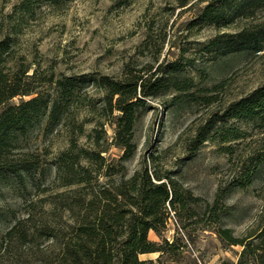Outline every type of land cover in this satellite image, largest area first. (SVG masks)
<instances>
[{"label":"rangeland","instance_id":"rangeland-1","mask_svg":"<svg viewBox=\"0 0 264 264\" xmlns=\"http://www.w3.org/2000/svg\"><path fill=\"white\" fill-rule=\"evenodd\" d=\"M25 1L0 0V41L11 37L10 47L0 54L6 77L27 67H33V73L36 67L39 75L30 87L45 96L52 93L56 80L74 78L79 81L76 101L83 102H77L57 128L33 127L14 150L18 160L39 155L47 176L28 188L14 178L0 183V238L20 221H26L27 227L31 224L32 231L45 224L59 229L71 221L73 212L63 208L62 200L76 186H63L54 169L73 137L89 148L99 138L107 149L104 155L111 171L120 169L125 151L116 145L115 137L121 112L116 99L114 104L105 100V88L97 86L95 79L140 76L150 90L154 82L173 72L178 79L189 78L190 86L177 90L169 82L159 94L144 97L137 111V150L123 162L129 175L148 165L197 198L190 202L192 217L169 207L167 238H183L204 264H238L243 246L224 243L212 224L204 229L210 222L206 202H213L220 188L231 187L225 200L231 206L226 225L238 236L263 226L264 164L248 188L232 184L251 166L254 153L264 155V123L228 122V126L247 131L246 138L232 142V153L214 140L198 144L197 139L232 102L264 84V47L224 53L229 48L226 38L244 29L264 28V0L251 14L220 25L202 19L201 14L207 4L223 0H34L24 6ZM19 7H31L32 12L23 13ZM219 39L223 48L210 49ZM174 62L178 65L171 67ZM29 97L20 95L11 102ZM94 128L99 129L100 137ZM105 181L107 177L100 183L94 180L92 186L98 189ZM150 238L162 241L154 230ZM52 239L43 237L41 241L44 246L53 245ZM8 247L9 251L0 252V263L24 264L26 246L14 240ZM159 255L145 253L141 258L157 261ZM164 261L172 264L168 258Z\"/></svg>","mask_w":264,"mask_h":264},{"label":"trees","instance_id":"trees-1","mask_svg":"<svg viewBox=\"0 0 264 264\" xmlns=\"http://www.w3.org/2000/svg\"><path fill=\"white\" fill-rule=\"evenodd\" d=\"M33 1L26 0L22 5L27 6ZM261 1L223 0L219 4L209 3L201 18L220 25L235 17L251 14ZM19 8L26 14L32 12L31 7ZM228 38L224 43L229 48L224 53L262 50L264 28L244 29ZM10 42L11 37L0 41V54L10 47ZM224 43L219 39L213 41L209 48H223L221 44ZM170 65L178 64L174 62ZM31 68L18 70L8 78L0 64V183L14 178L27 187L28 184L42 181L47 176V169L43 167L39 155L18 160L13 156L14 150L28 137L33 127L40 125L44 130H53L61 125L68 112L77 107V102H83L81 99L76 101L79 81L74 78L69 81L56 80L48 96L42 91H35L30 84L38 77L39 70L35 67L34 72L30 73ZM171 73L173 75L164 80L154 82L150 90H146V85H143L145 81L140 76L118 80L102 76L95 79L97 86L105 88V100L114 104L116 99L115 106L121 112L116 120L115 137L116 145L125 151L120 160V169L116 173L111 171L113 167L107 163L104 155L107 149L99 138L95 141V147L89 148L79 142V137H73L70 148L59 154L54 169L63 186H76L73 194L66 195L62 200L63 208L73 212L71 221L59 226V229L45 224L35 226L34 231L31 224L27 227L26 221H20L0 238V252L9 251L8 245L19 240L26 246L24 264H164V258H168L172 264H204L201 258L193 256L183 238L171 240L164 235L171 219L169 207L177 212L187 211L192 217L190 202L197 198L189 190L184 192L170 176L152 171L148 165L129 175L124 163L137 150V111L145 102L144 97L159 94L163 85L169 82L177 90L190 86L189 78L178 79ZM25 79L28 80L24 83ZM20 95L30 97L22 98L19 103L11 102ZM232 120H243L248 124L264 123V84L232 102L222 115L215 116L207 129L200 131L198 144L214 140L222 145L223 150L232 153L235 146L232 142L247 136V131L227 125ZM94 130L100 137L99 129ZM80 134H86L84 125ZM256 153L252 155L251 166L235 179L232 186L246 189L253 184L264 164V155ZM116 174L117 179L112 183ZM102 177H107V181L100 184L98 189L92 186L94 180L98 183ZM89 188L91 191L87 190ZM230 188H220L215 200L206 202L205 213H210V222L204 229L214 225V231L224 243L243 246L238 264H264V224L244 236L236 235L234 229L226 225L225 217L231 206L225 200ZM152 230L162 241L150 238ZM43 237L53 238V245L44 246V241H41ZM155 252L160 254L157 261L141 258L142 254Z\"/></svg>","mask_w":264,"mask_h":264}]
</instances>
